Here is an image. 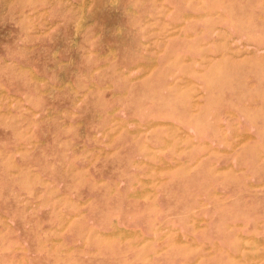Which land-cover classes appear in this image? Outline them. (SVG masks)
Wrapping results in <instances>:
<instances>
[{"label": "rangeland", "instance_id": "1", "mask_svg": "<svg viewBox=\"0 0 264 264\" xmlns=\"http://www.w3.org/2000/svg\"><path fill=\"white\" fill-rule=\"evenodd\" d=\"M263 105L264 0H0V264L260 262Z\"/></svg>", "mask_w": 264, "mask_h": 264}, {"label": "crops", "instance_id": "2", "mask_svg": "<svg viewBox=\"0 0 264 264\" xmlns=\"http://www.w3.org/2000/svg\"><path fill=\"white\" fill-rule=\"evenodd\" d=\"M157 59V58H156ZM156 59H155V61H153L152 59H151V65L147 68V69H152L153 68V65L155 64L156 65V68H157V66H158V64H156ZM146 69V70H147ZM150 74V73H149ZM152 75V74H151ZM264 106V105H263ZM257 120H259V115L257 116ZM262 121V124L260 125V124H257V125H259L261 128L263 127L264 128V116H263V118L261 119ZM209 142L210 143H213V141L212 140H209ZM262 143L264 144V140L262 141ZM258 156H260V157H262V156H264V153H260V155H258ZM263 167V166H262ZM253 221L254 222H261V223H264V219H259V218H254L253 219ZM117 224V223H116ZM261 229L260 228H254L253 229V231H251L249 234L250 235H252V239H256L257 241H258V243L260 244V245H263L264 246V237H254V235H256L258 232L257 231H260ZM262 232V231H261ZM240 237L241 238H243V236L242 235H240ZM255 254V253H254ZM259 255V254H258ZM262 260L260 261V262H258V263H250V264H264V253H263V255H262Z\"/></svg>", "mask_w": 264, "mask_h": 264}]
</instances>
